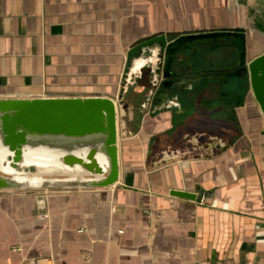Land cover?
I'll use <instances>...</instances> for the list:
<instances>
[{"label": "crops", "instance_id": "1", "mask_svg": "<svg viewBox=\"0 0 264 264\" xmlns=\"http://www.w3.org/2000/svg\"><path fill=\"white\" fill-rule=\"evenodd\" d=\"M261 51L264 0H0V98L121 97L127 130L114 185L0 190V264H264V117L232 69Z\"/></svg>", "mask_w": 264, "mask_h": 264}, {"label": "water", "instance_id": "2", "mask_svg": "<svg viewBox=\"0 0 264 264\" xmlns=\"http://www.w3.org/2000/svg\"><path fill=\"white\" fill-rule=\"evenodd\" d=\"M152 42L164 43L165 35L138 47ZM238 68L242 74L236 84L247 81L264 117V51L248 60L242 57ZM125 116L121 97L0 98V190L114 185L120 177L119 141L127 135ZM169 192L196 198L188 191Z\"/></svg>", "mask_w": 264, "mask_h": 264}, {"label": "flooded vegetation", "instance_id": "3", "mask_svg": "<svg viewBox=\"0 0 264 264\" xmlns=\"http://www.w3.org/2000/svg\"><path fill=\"white\" fill-rule=\"evenodd\" d=\"M158 36V35H157ZM165 39H166V36H165ZM236 60H240V54L238 55V57H237V59ZM233 68V71H234V74L237 76V77H241V74H242V72H241V70H240V68H238V66H232Z\"/></svg>", "mask_w": 264, "mask_h": 264}, {"label": "built area", "instance_id": "4", "mask_svg": "<svg viewBox=\"0 0 264 264\" xmlns=\"http://www.w3.org/2000/svg\"><path fill=\"white\" fill-rule=\"evenodd\" d=\"M203 201L202 197H201V202ZM200 264H214V263H211V262H206V263H200Z\"/></svg>", "mask_w": 264, "mask_h": 264}, {"label": "rangeland", "instance_id": "5", "mask_svg": "<svg viewBox=\"0 0 264 264\" xmlns=\"http://www.w3.org/2000/svg\"><path fill=\"white\" fill-rule=\"evenodd\" d=\"M219 83V82H218ZM236 83H237V81H236Z\"/></svg>", "mask_w": 264, "mask_h": 264}]
</instances>
